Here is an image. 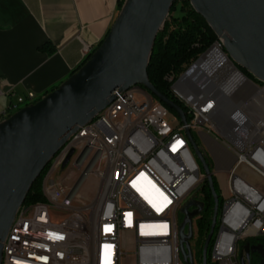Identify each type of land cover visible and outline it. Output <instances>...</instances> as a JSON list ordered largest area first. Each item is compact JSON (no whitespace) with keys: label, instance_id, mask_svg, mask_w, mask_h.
Here are the masks:
<instances>
[{"label":"built area","instance_id":"built-area-1","mask_svg":"<svg viewBox=\"0 0 264 264\" xmlns=\"http://www.w3.org/2000/svg\"><path fill=\"white\" fill-rule=\"evenodd\" d=\"M218 47L223 53L219 41ZM86 48V57L92 54ZM204 58V56H203ZM202 58V59H203ZM202 59L175 79L168 76L172 92L187 108L191 120L185 125L177 115L169 120L170 109L159 100L148 96L140 86L115 93H123L126 103H136L137 112L121 113L113 100L92 120L91 126H81L72 133L51 161L43 183L45 202L27 204L16 213L3 243L1 264H134L128 253L132 233H140L146 241L142 259L149 264L174 260L182 264L180 251V214L185 203L197 197L206 175L198 161L186 130H206L222 144V148L243 149L247 166L264 180V111L253 110L259 96L264 98V82L227 81L202 75ZM250 91L254 95L250 94ZM40 99L34 93L19 97L6 115L12 116L21 106H31ZM25 108V107H24ZM230 138H237V146H230ZM69 158L76 179L70 187L51 180ZM222 164V158L216 159ZM237 167L241 165H236ZM229 172V171H228ZM91 177L97 179L93 198H85L84 184ZM231 177V175H230ZM237 178L231 177L228 189H235ZM125 183L129 192L113 195V185ZM249 198L222 195L225 201L238 203V212L248 213V226L237 229L234 221L226 219L222 210L216 241L211 252V263L239 264L234 258L236 246L247 239L249 228L259 227L264 215V200L257 204V213H250L254 193ZM159 195H166V203H159ZM138 209L156 212V228H147L148 220L138 218ZM201 214L193 222H197ZM195 225V223H194ZM198 238V228L194 229ZM231 235L234 247L220 248V237ZM167 241H177V249H167Z\"/></svg>","mask_w":264,"mask_h":264},{"label":"water","instance_id":"water-1","mask_svg":"<svg viewBox=\"0 0 264 264\" xmlns=\"http://www.w3.org/2000/svg\"><path fill=\"white\" fill-rule=\"evenodd\" d=\"M175 1L125 0L110 32L77 73L57 90L0 122V264L3 243L33 184L69 136L104 110L114 99L116 90L140 86L148 96L156 97L174 111L183 124H188L185 110L159 92L148 76L156 38ZM189 1L219 37L223 53L233 66L238 71V65L243 67L259 82H264V0ZM186 135L215 203L213 222L203 247L202 264H208V249L219 213V196L214 187V173L202 149L190 129L186 130ZM68 162L69 158L63 168ZM191 207L195 210L189 212ZM203 208V202L189 199L182 209L185 218L180 226V251L186 264H193L188 240L193 236V219ZM187 225L189 234L184 232ZM246 251L250 253V246Z\"/></svg>","mask_w":264,"mask_h":264},{"label":"crops","instance_id":"crops-1","mask_svg":"<svg viewBox=\"0 0 264 264\" xmlns=\"http://www.w3.org/2000/svg\"><path fill=\"white\" fill-rule=\"evenodd\" d=\"M119 12L118 0H0V122L19 97L43 98L64 83L86 59V48L93 51L105 39ZM215 48L201 66L229 82L232 74ZM253 108L262 114V96ZM196 133L217 159L222 144L204 129Z\"/></svg>","mask_w":264,"mask_h":264},{"label":"trees","instance_id":"trees-1","mask_svg":"<svg viewBox=\"0 0 264 264\" xmlns=\"http://www.w3.org/2000/svg\"><path fill=\"white\" fill-rule=\"evenodd\" d=\"M124 2L125 0H118L119 11H121ZM217 42H219V37L209 26L206 20L193 9L189 0L175 1L171 8L169 17L165 22L163 29L159 32L154 44L151 60L148 67V76L150 82L159 92L167 96L169 99L173 100L187 113V108L176 98V96L172 92V85L174 82H170L168 80V76L172 75L175 77V79H177ZM101 43L99 44V46L101 45ZM98 47L94 49L93 52H95ZM46 48L47 45L41 47L40 49L45 50ZM91 55L92 54L86 57L84 62L71 74V76L77 73L88 62ZM237 68L244 76H246L253 82L260 83L249 71H247L243 67L238 65ZM62 84L54 87L46 95L57 90ZM153 98L157 99L156 97ZM170 111L174 115H176V113L171 109ZM187 119L188 121L191 120V116L189 114H187ZM50 166L51 164H49L45 168L40 177L31 187L24 204L25 206L27 204L46 201V197L43 192V183L50 170ZM209 167L212 171L213 168L210 166V164ZM213 181L215 191L219 196V213L217 219L218 230L223 210V198L220 195V188L215 175L213 177ZM199 194L202 195V202L205 205V208L201 214V218L197 222L199 235L196 242V257L201 263L203 258V247L210 233L211 225L213 222L215 203L207 181L203 183ZM250 238L254 239L246 240L244 242L245 247L249 246L250 243L258 245L260 243L264 244V238ZM215 240L216 239H212L208 249V263L211 262V252Z\"/></svg>","mask_w":264,"mask_h":264},{"label":"bare ground","instance_id":"bare-ground-1","mask_svg":"<svg viewBox=\"0 0 264 264\" xmlns=\"http://www.w3.org/2000/svg\"><path fill=\"white\" fill-rule=\"evenodd\" d=\"M214 50H216L215 51L216 55L219 57L220 61L223 62L224 68L227 69V72H229V74L230 73L232 74L231 81H234L235 86L238 88L236 84L238 83L240 85V83H244L246 80L239 73H237V71L231 65L232 63L228 60L227 55L225 54L223 55L218 47H216ZM204 59L205 57L202 59V61ZM201 62L199 63L198 68L199 66H201ZM201 69H202V75H207L204 72L202 66H201ZM223 80H224V77L223 79H219L222 85L227 83L226 81H223ZM122 100H123V93H115L113 104H117V108L119 112L121 113L137 112L136 103H126ZM84 126H91V121ZM230 146H237V138H230ZM224 150H226V153L224 155H218V158H222V163H225V171H222V172H225L227 174V185L228 187H230L231 177H238V174L236 172L238 167L236 165H242L245 161V152L243 151V149H237V148H224ZM114 186L115 184L113 185V189H114ZM250 189H252V185L250 183H248L244 178H237V180L235 181V189H228L227 197H235V192H236L239 198H249ZM263 200H264V193H262L258 189L254 193V203H250V213H257V204H262ZM24 204L18 209L17 212H20V210L23 207H25ZM144 210L146 212L150 211L146 209ZM223 212H224V216L226 219H230L231 221H234L235 228L245 229L248 226V213L238 212L237 202L225 201L223 204ZM138 218L141 220H148L147 228H156V220H153V219H156V216H149V215L141 216L140 214H138ZM259 227H264V215H260ZM248 230L252 231V234L250 237L263 236V229L249 228ZM132 240L134 241H131L128 243V253L129 255H131L132 258H134V264H149V259H142L141 257L143 252H146V241L142 240L140 233H132ZM232 247H234L233 236L223 235L220 237V248L221 249H230ZM167 249H177V241H167ZM236 253H237V246H236ZM225 259H229V258H222V261ZM159 264H174V260H161Z\"/></svg>","mask_w":264,"mask_h":264},{"label":"rangeland","instance_id":"rangeland-1","mask_svg":"<svg viewBox=\"0 0 264 264\" xmlns=\"http://www.w3.org/2000/svg\"><path fill=\"white\" fill-rule=\"evenodd\" d=\"M250 94L254 95V93L251 91H250ZM24 107H26V106L25 105L21 106V109ZM173 117H174V114L172 112H170L169 120L172 121ZM192 135H193L194 139L197 141V143L200 144V148L202 149L208 164H210V166L213 168L212 172L214 173L216 180L219 184L220 193H221L220 195L221 196L227 195L228 194L227 174L225 172H222L221 170H218V169L222 168V164H220V163L218 164L216 162L217 160L215 159L213 153L208 148L202 146L200 140L198 139L196 131H192ZM225 153H226V150H224V148H222V151L219 153V155H224ZM71 165L72 164H69L65 169H60L57 172H55L53 174V176L51 177V180L54 181L55 183H57L58 185H62L65 188L70 187L76 179L75 172L71 171ZM236 172L240 176L244 177V179L248 183L253 185L254 187L261 188L259 190L262 193H264V180L259 175H257L255 172H253L251 169H249L245 165L239 166L237 168ZM96 187H97V179L95 177L89 178L87 180V182L84 184L83 189H82L84 197L89 198V199L94 197ZM122 192H129V186L125 183H116L114 186V189H113V194L114 195H121ZM159 203H166V195H159ZM138 214H140L141 216H146V215L156 216L155 211L146 212L144 209H138ZM184 218H185V216H184L183 212H181L180 218H179L181 224L183 223ZM194 223H195L194 229L196 232V229L198 227L196 225V222H194ZM251 234H252V231L248 230V237L249 238H250ZM195 241H196V239L192 240V249H193V251L196 252L197 249L195 247ZM245 241L239 242V244H238V258H234V260L239 264H247L245 254H244L245 253V243H244ZM254 249L264 251V244L260 243L259 245L255 246ZM195 262H196V264H200V261H199V259H197V257H195ZM182 264H186V263L182 260ZM222 264H230V259L223 260Z\"/></svg>","mask_w":264,"mask_h":264},{"label":"flooded vegetation","instance_id":"flooded-vegetation-1","mask_svg":"<svg viewBox=\"0 0 264 264\" xmlns=\"http://www.w3.org/2000/svg\"><path fill=\"white\" fill-rule=\"evenodd\" d=\"M192 200L198 201V198L197 197H193ZM204 208H205V205H204ZM204 208H203V210H204ZM194 210H195V208L194 207H191L188 211L189 212H192ZM193 225H194V222L192 223V228H193ZM192 231H193V229H192ZM184 232H185V234H189V226L188 225L185 227ZM217 234H218V230H217V223H216V226L214 228V232H213L212 239H216L217 238ZM192 235H193L192 236V239L188 240V243L190 244L191 250H192V260H193V264H196L195 257H196L197 251L195 252L192 249V240L195 239L194 238V233ZM196 242H197V239L195 241V247L197 249ZM257 245L258 244H254V243H250L249 244V246H250V253L249 254L247 253L246 247H245V253L244 254H245V258H246V263L247 264H264V251L263 250H255L254 247L257 246ZM236 255L238 256V246H237V253H236ZM200 264H202V262ZM208 264H213V263L210 262Z\"/></svg>","mask_w":264,"mask_h":264}]
</instances>
